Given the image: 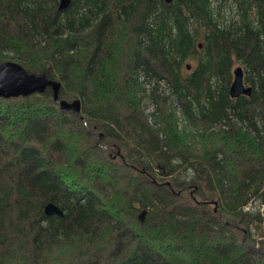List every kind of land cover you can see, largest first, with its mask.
Segmentation results:
<instances>
[{
  "label": "trees",
  "instance_id": "1",
  "mask_svg": "<svg viewBox=\"0 0 264 264\" xmlns=\"http://www.w3.org/2000/svg\"><path fill=\"white\" fill-rule=\"evenodd\" d=\"M6 60L80 106L0 98V264H264V0H0Z\"/></svg>",
  "mask_w": 264,
  "mask_h": 264
},
{
  "label": "water",
  "instance_id": "2",
  "mask_svg": "<svg viewBox=\"0 0 264 264\" xmlns=\"http://www.w3.org/2000/svg\"><path fill=\"white\" fill-rule=\"evenodd\" d=\"M70 0H58V9H63L69 4ZM170 2L172 0H164ZM200 46V44H198ZM189 65H186V69ZM59 82L47 78L44 74H32L17 62L6 60L0 62V98H9L17 96H26L34 92H43L45 88H50L53 101L57 102L58 108L62 112L71 111L77 115L79 112L80 102L78 99L65 100L59 99L58 90ZM251 87L245 85L242 81V69L240 66H235L232 69V78L228 85V95L231 98H236L240 95H249ZM45 215H61V211L52 203H47L43 207ZM143 212L139 214L142 219Z\"/></svg>",
  "mask_w": 264,
  "mask_h": 264
},
{
  "label": "rangeland",
  "instance_id": "3",
  "mask_svg": "<svg viewBox=\"0 0 264 264\" xmlns=\"http://www.w3.org/2000/svg\"><path fill=\"white\" fill-rule=\"evenodd\" d=\"M246 85V84H245ZM261 208H264V204L261 206ZM260 231H264V219L263 220H261V222H260ZM254 232V231H253ZM255 235V234H254ZM256 236V235H255ZM261 239H262V237H257L256 236V239H255V241H254V243H255V245H260L261 243H262V245H264V243L261 241ZM261 241V242H260ZM262 247H264V246H262Z\"/></svg>",
  "mask_w": 264,
  "mask_h": 264
}]
</instances>
